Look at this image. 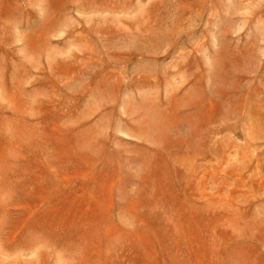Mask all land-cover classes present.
Masks as SVG:
<instances>
[{
    "label": "rangeland",
    "instance_id": "obj_1",
    "mask_svg": "<svg viewBox=\"0 0 264 264\" xmlns=\"http://www.w3.org/2000/svg\"><path fill=\"white\" fill-rule=\"evenodd\" d=\"M0 264H264V0H0Z\"/></svg>",
    "mask_w": 264,
    "mask_h": 264
}]
</instances>
